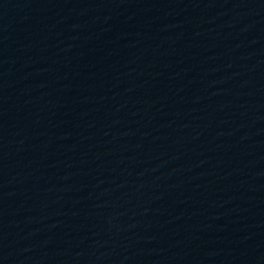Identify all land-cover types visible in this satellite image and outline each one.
Returning <instances> with one entry per match:
<instances>
[{"label":"water","instance_id":"obj_1","mask_svg":"<svg viewBox=\"0 0 264 264\" xmlns=\"http://www.w3.org/2000/svg\"><path fill=\"white\" fill-rule=\"evenodd\" d=\"M0 264H264V0H0Z\"/></svg>","mask_w":264,"mask_h":264}]
</instances>
